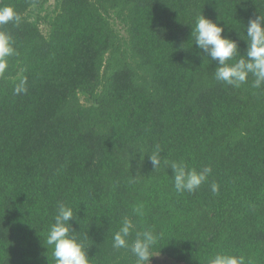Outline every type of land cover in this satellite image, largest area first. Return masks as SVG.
<instances>
[{
	"label": "trees",
	"instance_id": "obj_1",
	"mask_svg": "<svg viewBox=\"0 0 264 264\" xmlns=\"http://www.w3.org/2000/svg\"><path fill=\"white\" fill-rule=\"evenodd\" d=\"M4 6L22 20L0 26L15 48L0 71V264H55L45 240L58 203L77 213L92 264H134L112 246L125 217L130 241L157 236L151 264H209L217 253L264 264V85L251 74L239 88L215 80L191 36L199 15L219 22L238 60L264 0ZM173 162L211 172L178 193Z\"/></svg>",
	"mask_w": 264,
	"mask_h": 264
},
{
	"label": "clouds",
	"instance_id": "obj_2",
	"mask_svg": "<svg viewBox=\"0 0 264 264\" xmlns=\"http://www.w3.org/2000/svg\"><path fill=\"white\" fill-rule=\"evenodd\" d=\"M21 15L10 6L0 7V26L10 22L19 25ZM225 28L219 22H214L203 14L196 18L195 26L191 28V36L195 38V45L201 50L200 55L209 57L216 63L214 79L227 85L239 88L247 82L249 74L255 77L253 87L260 88L264 85V15H257L249 19L246 25L247 49L240 59L235 57L240 54L238 42L224 35ZM245 41V40H244ZM15 54L13 40L9 33L0 31V71L6 67V58ZM246 57V58H245ZM233 61L232 63H229ZM17 91H20L17 89ZM153 169L162 162L161 150L156 146L155 151L148 155ZM165 163L167 161H164ZM174 187L178 193H193L208 178L210 167L200 171L188 168L183 162H173ZM212 191H218V185L212 184ZM77 220V213L73 208L58 203L57 211L47 230L45 243L47 251L51 250V257L55 264H92L89 256L88 234L83 237L71 223ZM79 223V222H78ZM135 231L133 221L125 217L121 221L118 231L113 234L112 246L115 249H127L135 258L134 264H151V258L159 256L153 249L157 245V236L151 230L135 232V239L129 237ZM209 264H247L243 255L217 253Z\"/></svg>",
	"mask_w": 264,
	"mask_h": 264
},
{
	"label": "rangeland",
	"instance_id": "obj_3",
	"mask_svg": "<svg viewBox=\"0 0 264 264\" xmlns=\"http://www.w3.org/2000/svg\"><path fill=\"white\" fill-rule=\"evenodd\" d=\"M156 264H175V263L173 262V260H170L168 258L158 257Z\"/></svg>",
	"mask_w": 264,
	"mask_h": 264
},
{
	"label": "water",
	"instance_id": "obj_4",
	"mask_svg": "<svg viewBox=\"0 0 264 264\" xmlns=\"http://www.w3.org/2000/svg\"><path fill=\"white\" fill-rule=\"evenodd\" d=\"M173 262H174L175 264H178V263H176L174 260H173Z\"/></svg>",
	"mask_w": 264,
	"mask_h": 264
}]
</instances>
